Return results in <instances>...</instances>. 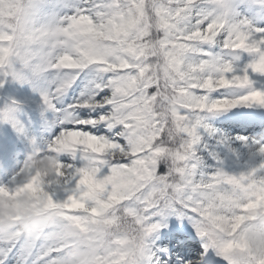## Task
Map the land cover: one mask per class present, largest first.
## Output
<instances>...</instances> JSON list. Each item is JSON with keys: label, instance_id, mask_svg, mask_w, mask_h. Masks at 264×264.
Masks as SVG:
<instances>
[{"label": "snow or ice", "instance_id": "obj_1", "mask_svg": "<svg viewBox=\"0 0 264 264\" xmlns=\"http://www.w3.org/2000/svg\"><path fill=\"white\" fill-rule=\"evenodd\" d=\"M254 75L264 0H0V89L30 85L59 125L41 146L20 102L0 107L31 146L0 184V264H264V164L207 181L188 164L186 113L264 108V90L211 95ZM170 217L195 235L157 244Z\"/></svg>", "mask_w": 264, "mask_h": 264}, {"label": "trees", "instance_id": "obj_2", "mask_svg": "<svg viewBox=\"0 0 264 264\" xmlns=\"http://www.w3.org/2000/svg\"><path fill=\"white\" fill-rule=\"evenodd\" d=\"M249 16L251 19L256 20V16L253 13H249ZM212 51L217 55H221L218 48L212 49ZM222 55L225 59L230 58L226 53ZM195 59H197L195 56L189 58L190 62ZM246 62V60L236 61L237 67H243ZM84 83L86 81H77V84L68 93L66 102H75V99L79 97L80 92L84 88ZM252 89L264 90V76L254 75L253 84L250 88L221 89L211 95L212 98L243 95ZM1 91H3L4 97L3 99L0 98V107H3L5 102H10L11 100L20 102V119L27 129V134H31L36 128L50 130L52 129L51 127H55L53 125L55 124L56 116L52 112H44L40 93L33 91L30 85H21L10 81L5 88L0 89ZM27 108L30 109V114L27 113ZM236 108H239V111L230 109L218 112L189 111L186 113L188 125L195 127V131L197 130L201 137L200 140H196L193 154L188 160V164L196 179L207 181L210 176L220 170L231 175H239L257 168L255 165L245 163L241 154H239L240 152H236L231 143L221 146L225 139H228L227 134L221 132V128L226 124H238L240 126H248L256 122L261 125L264 124V108L259 106H238ZM215 140L218 141L219 146H213L211 142ZM23 141L24 139L18 136L10 126L0 125V154L4 161L8 159L10 163H14L17 153L21 151ZM209 147H213V150L209 151ZM166 224L167 227H164L166 229L180 226L186 227L190 232L193 230L186 220L182 222L176 217H170ZM158 237L156 243L160 244L163 239L160 232Z\"/></svg>", "mask_w": 264, "mask_h": 264}, {"label": "rangeland", "instance_id": "obj_3", "mask_svg": "<svg viewBox=\"0 0 264 264\" xmlns=\"http://www.w3.org/2000/svg\"><path fill=\"white\" fill-rule=\"evenodd\" d=\"M59 126V125H58ZM59 130H54V132H50L49 138L46 140H50ZM259 137V138H258ZM195 138L196 140H200V134L196 130L195 131ZM228 139L231 141L232 146L237 148L241 152V157L243 158L244 162L247 164H252L253 166L256 165L257 168L264 164V154H261L259 152V148L261 146H264V134H262L260 131H256L253 138L247 139L246 136H241L236 134L235 132L228 133ZM41 141V140H40ZM40 142V145L43 146L45 142ZM213 145H216L217 142H211ZM225 145H228L227 143H224ZM28 153V154H27ZM30 152H28L27 149L23 151V157L19 160V162L16 164V167L12 169H8V176L3 178L2 181H0V184L7 183L11 175L18 170L19 167L23 165L25 160L27 159ZM63 159H67L66 156L63 157ZM251 165V166H252ZM1 180V179H0ZM195 235V232L193 233Z\"/></svg>", "mask_w": 264, "mask_h": 264}]
</instances>
